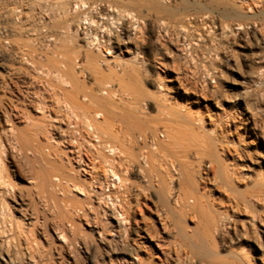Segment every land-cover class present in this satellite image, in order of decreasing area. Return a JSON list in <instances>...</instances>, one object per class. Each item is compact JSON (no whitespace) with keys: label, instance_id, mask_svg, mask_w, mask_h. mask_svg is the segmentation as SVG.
I'll use <instances>...</instances> for the list:
<instances>
[{"label":"rangeland","instance_id":"rangeland-1","mask_svg":"<svg viewBox=\"0 0 264 264\" xmlns=\"http://www.w3.org/2000/svg\"><path fill=\"white\" fill-rule=\"evenodd\" d=\"M1 19L7 33L0 45L18 55L9 63L12 80L15 68L36 62L59 85L62 72H55L71 67L77 85L69 87L93 109L90 119L101 123L105 113L128 137V204H138L134 220L152 232L147 241L127 232L111 238L113 220L84 196L87 176L73 173L83 192L66 187L67 208L51 187L52 201L39 197L36 172L54 167L65 175L72 165L50 157L49 163L44 153L49 146L68 156L57 143L66 127L35 135L31 121L46 117L27 109L30 122L1 116L3 174L15 189L6 198L21 220L11 224L19 256L29 264H264V0H0ZM93 34L102 48L90 42ZM123 34L131 35L128 53ZM84 93L98 95L102 106ZM220 125L229 142L248 150L251 163L239 152L223 157L218 147L210 156L202 152L206 135ZM114 170L124 175L121 161ZM93 191L114 192L109 185ZM86 204L108 243L84 225L77 211Z\"/></svg>","mask_w":264,"mask_h":264},{"label":"bare ground","instance_id":"bare-ground-1","mask_svg":"<svg viewBox=\"0 0 264 264\" xmlns=\"http://www.w3.org/2000/svg\"><path fill=\"white\" fill-rule=\"evenodd\" d=\"M80 6L83 7L84 4H80ZM5 26H4V19L3 21L1 19L0 36L2 35V37L5 36L7 33V29L5 28ZM123 38L124 39H119V40L126 45V47H124L125 48L124 50L126 53H128L129 51L128 45L131 44V35L123 34ZM93 41L96 42L98 48L103 47L102 46L103 41L101 39H97L96 34L92 35L90 42ZM120 44L122 45V43ZM9 48L7 50H4L3 47H1L0 45V93H2V96H0V191L2 192L0 194V264H29L27 261H25V258L23 257L22 253H21L22 256H19L20 252L22 251L18 249L19 246H16L17 239L15 238V235L13 233L14 230L12 231L13 227L11 228V224L13 223V221L17 220L21 222V220L14 216L12 209L8 205V201H7L8 198L7 195L12 196L14 194L13 190L15 189L11 187V184L8 183V181L6 180L3 174L5 168L3 166L2 156L5 150L4 144L5 141L7 142V139L4 140L2 136L3 128L1 126V116H4L6 119H8L11 122H18V121L20 122V120L21 122L22 120L25 121L31 120L29 119L28 113L26 112L27 109H30L36 113L40 112L42 116L45 115L46 117V120L43 119L39 123L38 122L35 123L31 121L32 124L31 128H33V130L35 131V135L43 134L48 136L51 135L53 132H55V129H58L61 126L66 127V129L61 130L60 141H58L57 143H59L60 145L64 144L65 147L63 150L67 152L68 156L62 158V156L59 153H57L53 148L49 146L48 147L45 146L44 149L45 151L44 150L43 151L44 153H46V157L47 156L48 158L50 157L52 161L55 160L60 161L64 159L68 164L72 165V167H70L69 170L70 172H68L65 175L60 172H58V174L57 172H54L58 170V169L55 170L54 167L46 168V170L44 171L47 173H44V175H40V173L36 172L35 175H37V177H35V179L40 178V181L37 180L40 182L39 185L40 188H38L36 185L37 190L38 189L40 190L37 191L38 194L37 193L36 194L38 196L42 194L44 195L46 201H50V200L52 201V197H51L52 193H50L51 191L48 189L49 187H51V189H54L55 191H57V193L62 195L60 202L63 204L62 205L63 207L67 208L69 205H67V201L63 197V195L65 194V188L71 186L74 190H79L80 192H83V185L78 180L75 179L73 173L77 174V176L79 175L80 176L83 175L84 177L87 176L88 180L86 181H88L87 182L88 189L86 192H84V196H88L89 200L94 199V202L101 209L100 211L101 216H106V218H108L109 220H113L114 225L113 228L110 230L111 233L113 232L111 238L114 237V238H118L119 240V236L123 238L126 236L125 234L127 232L129 235H134L135 237L141 240L147 241L148 239H150L149 236L152 235V232L149 231L148 229L142 228V226H140V223L134 220L135 212L138 210V204L136 203V206L134 207L135 209L134 208L132 209V207L128 204L129 197H131L129 193L130 183L128 176L132 170L131 162L129 158V153H130L129 148L131 146H128L130 145V140L128 139V137L119 135L120 132L118 134L117 132L118 130L116 131L113 129V125L108 120L107 118L108 116L105 113H101L105 115V118L103 115V119H102L103 121L101 123L100 122L95 123L96 121H93L94 118L90 119L89 116L90 114L88 115V113H90L93 109L91 110L90 108H88V106H85V104L81 102V100H79L80 99L79 90L73 88L70 89L71 86L69 87V85H71L72 82H73L72 84H75L73 81V71H72L73 69L71 67L69 69H62L60 65L58 66V64H55L57 65L56 67L58 69L60 67V69L62 70L59 71L57 69V71L59 72H55L56 75H58L57 73L62 72L61 74H59L60 76L57 78L59 81L58 84L60 86L53 84L52 86L50 84L51 82L49 83L48 80H46L47 75L45 78L42 76L44 74L43 72L45 71V70L43 71L42 69H44V67L46 66H42L43 68L42 67L39 68L38 65L37 66L35 65L36 62L34 61H33L34 64L28 63L27 65L28 67L25 69L24 67L23 69L15 68L14 74L16 75L17 78H15L16 81L14 79L13 81L12 78L10 77L12 73L10 74L9 63L12 62L15 63V61L18 58L17 57L18 55L15 54L16 52L10 50ZM107 50L109 51L110 49L107 48ZM96 63L97 62L95 61L93 65L96 66L97 65ZM39 66H40V62H39ZM67 67L65 65V68ZM47 71L48 72L45 71V73H49V70ZM110 72L114 73L112 70ZM24 74H29L31 76L30 77L31 79L28 80L29 82L28 81L25 82L24 80L21 79ZM5 95L7 96V98H3V96ZM83 95L86 96L87 94L85 95L84 93ZM97 96L94 95V96H86V97H89L87 99H90L89 101H93L92 103H96V105L98 106V104L101 105L103 101L101 100L102 102L100 103V99ZM101 106H99V108ZM93 112H95V110ZM99 112H103V111L100 110ZM99 112H96L95 115L94 114L93 115L100 118V116L102 115L99 114ZM196 118L197 120H195V122L196 121L198 122V123L196 122V124H201L202 122L201 118L198 117ZM229 123H233V120H230ZM200 126L202 127V125ZM225 131H226L225 127L220 125L216 129H214L210 135L209 134L206 135V137L208 138V143H206L207 140L206 142H204L205 151L202 152L207 153L206 155L209 154L212 155L213 149L218 147V149L220 150L219 152L222 154L223 157L233 158V156L237 155L239 152L241 153V155L244 156V158L248 162L251 163L252 157L248 152V150H246L242 144L239 145V141L236 142L237 146H234L233 142H229L227 140V137L225 136L226 133ZM201 136L204 140L207 139L205 136L204 137L203 135ZM49 140L54 141L52 136H50ZM155 151H157L156 148L152 147V150H150V153L153 152L151 155L152 157L154 155L155 156L157 155V152ZM198 153L201 155L200 152ZM198 153L196 152V154ZM49 160L48 162L51 163V160L50 161ZM119 161H121L123 165V174H124L123 176L118 175L114 170V166ZM216 161L217 158H215L213 155L211 162H216ZM48 162H46V164ZM49 165L54 166L53 163ZM144 165L146 164L144 163ZM47 170L48 171L51 170V172H54V174L48 172ZM48 174H50L51 176ZM50 177L52 178L51 181H54V183L49 181L51 179ZM107 179H110V182H107ZM103 180L105 181L103 182ZM37 184L39 183L37 182ZM103 185L105 187L109 185L111 189L114 190L112 196L106 195L104 194V192L97 193L93 191L94 187L97 189H101ZM52 204L53 203H51L52 207L54 205L58 206L57 203L55 204V201H54V205ZM92 211H93L92 206H90V204H86L82 208H80V210H78L77 212H80L84 225L88 226L90 231H94L93 229H96L95 232L100 238V242L108 243L109 240L105 238L107 236L105 230L98 229V223H99L98 217L93 214L92 217L89 216ZM21 217L23 216L21 215ZM131 224L133 225L132 227L130 226ZM119 229L123 231L121 235H119V231H118ZM58 241L61 242V239L60 240L58 239ZM131 252L132 249L130 248L124 251L126 255ZM131 259L136 261L134 258Z\"/></svg>","mask_w":264,"mask_h":264}]
</instances>
